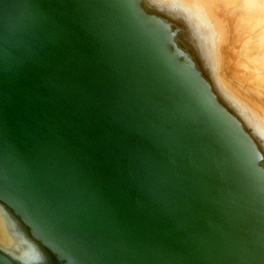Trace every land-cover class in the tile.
Masks as SVG:
<instances>
[{
	"label": "bare ground",
	"instance_id": "6f19581e",
	"mask_svg": "<svg viewBox=\"0 0 264 264\" xmlns=\"http://www.w3.org/2000/svg\"><path fill=\"white\" fill-rule=\"evenodd\" d=\"M235 4L0 0V139L5 134L12 143L7 133L17 134L19 151L33 164L31 172L24 158L0 164V264H242L228 248L212 262L203 256L226 227L228 238L236 233L230 213L243 228L255 218L262 225L258 232H242L243 255L250 254L248 264H264V105L219 75L223 32L247 34L254 26L253 41L241 50H249L242 67L254 73L249 84L264 97V11H240L249 22L237 25L235 18L225 26L226 6ZM243 6L255 8L252 0ZM45 40L54 48H45ZM61 47L64 58L58 61L53 49ZM250 50L260 54L249 57ZM45 65H66L64 76L72 84L67 93L77 101L90 97L97 109L77 108L64 89L58 95L67 107L37 98L45 93L27 77ZM108 102L115 111L107 117ZM121 113L133 116L130 126L117 124ZM105 122L113 131L104 130ZM70 205L91 214L83 217L90 230L63 221ZM176 205L195 211L161 217ZM180 221L186 228L178 233ZM201 228L202 238L196 236ZM95 233L106 236L95 240Z\"/></svg>",
	"mask_w": 264,
	"mask_h": 264
},
{
	"label": "water",
	"instance_id": "95a60500",
	"mask_svg": "<svg viewBox=\"0 0 264 264\" xmlns=\"http://www.w3.org/2000/svg\"><path fill=\"white\" fill-rule=\"evenodd\" d=\"M44 42H45L44 43V47L45 48L50 49V47L51 48L53 47L52 46V42H51V44L47 40H45ZM62 49H64V48L63 47L59 48V50H58L59 52L57 50H54L53 49V51H54L53 57H55V51H56L57 52L56 57H59V59H57L58 61L61 59V57L64 58V52H63L64 50H62ZM46 54L47 53H44L43 55H46ZM30 65L36 66V64H34L32 62H31ZM65 70H66V65H65V68L62 67L61 65H59V68L57 70H53V69L49 68L47 65H45L44 67H42L40 69V73L37 74L35 77H33V79L27 77L30 80L31 84L34 85V88L36 87V89L39 91V93H41V94L42 93H45V94H42V96L39 94V96L41 98L40 97H37L36 95L35 96L37 98L41 99L44 102L51 101L56 107L58 105H64L65 107H67L68 105H70V104H68L66 102H62L61 99H60V97H59L60 95H58V90L60 91V89H64L65 92L67 93L66 87L72 85L70 83V81H67L66 77L64 76L65 75ZM67 70H68V67H67ZM67 94L69 95V92ZM70 95L71 96H74V97L76 96L75 94H72V93H70ZM71 96H70V98H72ZM122 97L121 96H116L115 99L117 101H119V104H122L123 102L124 103H127V102L124 101V97H123V99H122ZM89 98L90 97L87 96V97H84V98H80L79 101H77L74 98H72V100H73L74 104L77 106V108H79V109H80V107H82L81 109H84V108H87V109H97V107H92L91 106V104L89 102ZM170 102H171L170 104L173 107L171 109V112L173 113V116L176 118V117H178L176 113H178L180 115L179 110H176V109H178V107H176L177 105H175V101L172 100ZM108 104H109L108 109L107 110H104V113H105L104 115L107 116V117L110 116V114L113 111H115V110L110 111L111 110V107L114 106V103H113L112 106L110 105L109 102H108ZM127 104H129V103H127ZM106 106L107 105H100L99 107L106 108ZM58 109L60 110V109H63V108H61V106H59ZM99 109H101V108H99ZM151 114H153L152 111H151ZM112 118L115 119V115L112 116ZM131 122H133V116H131V118H129V115H127V114L126 115L125 114H122V113L121 114H118L117 124H120L122 126L121 128H123L125 126L126 127L127 126H130L129 124ZM144 123H142V124H144ZM135 126L138 127V125H135ZM102 127L105 128L104 130H107L108 132L109 131H113L111 125L108 124L107 122L103 123L102 124ZM118 128H120V127H117L116 129H118ZM138 128H140V127H138ZM121 131H124V129L121 130ZM199 133H200L201 138H203L204 141H206L207 138H205L206 135L204 134V132L203 131L202 132L199 131ZM127 134H128V132H127ZM150 134H151V136H153V138L155 139V141L158 142L159 144L162 145L164 143V142H161L156 136H154V134H152V133H150ZM7 135H9V136L12 135V136L15 137V139L13 137L12 138V143H9L6 135L5 134L4 135H1V139H0V164H4L5 163V164L11 165L7 161L8 157L9 158L10 157H14L15 160H17L19 162H22V163L24 162L22 160L24 158L27 161V163H28L27 165L29 166V168H28L29 170L28 171L31 172L32 171L31 169H33L32 162L25 157V153L19 151L20 143L22 142V139L17 134H15V133H9L8 132ZM207 142L210 143L211 141L208 140ZM152 143L156 144L154 141H152ZM159 144H156V145L157 146H160ZM210 150H212L213 152H215L212 147H210ZM193 152H198V151H197V149H194L192 151L193 156H195L197 154L196 153H193ZM11 163L14 165V169H16V168L19 169L20 168V166L18 167L16 165V163H14V162H11ZM221 164H222L223 167H225L227 170H229L228 169V166L225 164V162H223V163L221 162ZM229 172H230V174H232V170H229ZM11 184H12L11 186L14 187V189L17 192L19 198L21 199L22 204L25 205L29 209V211H30L32 209V207H31L28 199L25 197V195L23 193L20 192L21 190L20 191L17 190L18 188H17V186L15 184H13V182ZM201 195L202 196L203 195L206 196L205 192H201ZM224 206H222V207L225 208L226 206L225 207ZM67 207H68L69 210H71L70 216L67 218V214L64 213V215H62V217H61L63 219V221H72L73 223H79L77 225L84 226V227L89 226V230H90V228L93 227V226H91L90 223L86 224L84 222V220H83V217L90 216L91 215L90 213H88V214L86 213V215L84 216L83 213L80 212V208H76L73 205H70V206H67ZM229 207L230 208H228V209L230 211H232L234 209V207L232 205L231 206L229 205ZM89 209H91V208L89 207ZM194 211H195V209L194 208H191L190 205H185L184 208H181L178 205H176L174 209H171V210L166 211L161 217L164 218L165 220H168L167 218H169L171 216H174V215L176 216V215H178L180 213H183V212H188V213H190V215H193ZM199 211L206 212L203 208L201 210H199ZM214 211L216 212V216H217L218 212L216 210H214ZM31 213H32L31 215L36 218L35 214L33 212H31ZM206 213H207L206 215H208V216H215L213 214H208V212H206ZM197 214H198V210H196V212H195V215H197ZM229 217H230V221L232 220L234 222L233 224L236 227L238 226V228L235 229L236 230V233H233V236L231 238H228L225 235V232H226L225 230L227 229V227H226V229L223 228V229H225L224 230L225 232L223 231V235H220L219 234V236L217 235L216 238H212L211 239L212 240V244H208L210 250L207 251L208 254H207V252H205L203 254V256H206L205 257L206 260H207L208 257L211 258V259H209V261L212 262V260L215 261V260H217V258H222L223 255H225L227 253V251L225 249L228 248L230 250V253H233L234 254L235 260L238 259L237 257H240L239 260L242 262V264H248V259H249L250 254L243 255V253H244L243 250H245V251H247V250H246V245L244 244V240H243L244 237H245V234H243L242 232L245 233L246 231H248V229L252 230L253 232L254 231H257L258 232L262 225L260 224L258 226L257 225V222L255 221L256 220V218H255V220L253 222H251L250 227L246 226V227L243 228L241 226V223H240L241 221L238 218L237 219H234L231 213H230V216ZM39 223H40V221H39ZM179 223H178L179 225H175V229H176V231L178 233L181 232V231H184L183 229L186 228L184 223H181V221ZM248 224H250V223H248ZM219 225H224L223 218H220ZM41 226L43 228L45 227L44 224H42V223H41ZM82 229H84V228H82ZM203 229L204 228L199 229V232H197L199 234H196L195 233L196 236H199L202 233ZM84 230H86V229H84ZM235 230H234V232H235ZM47 231L48 232H52L50 230H47ZM227 231L229 232V229H227ZM88 232H92V231H88ZM259 234H260V232H259ZM202 235L204 237L206 234H203L202 233ZM210 235L213 236L214 234H210ZM101 236H106V235H102V234H99V233H95L93 235V239H95V240L101 239ZM199 237L202 238L201 236H199ZM239 248H242V249H239ZM120 249H121V247H120ZM231 250H233V251H231ZM91 252H93V251L91 250ZM197 258H200V257L197 256ZM195 262L198 263V261L196 259H195Z\"/></svg>",
	"mask_w": 264,
	"mask_h": 264
},
{
	"label": "rangeland",
	"instance_id": "374dc122",
	"mask_svg": "<svg viewBox=\"0 0 264 264\" xmlns=\"http://www.w3.org/2000/svg\"><path fill=\"white\" fill-rule=\"evenodd\" d=\"M252 1L254 2V5H255L254 9L253 8L252 9L245 8L243 6V0H235L236 4H235L234 8L228 9V5H227L226 8H227L228 11L224 12V14H225L224 16L225 17L222 18V21L225 20V21H223L224 25L225 26L226 25H228V26L231 25L232 26L231 23H232V21H234L235 18H236L235 21H237V25H238V23L240 25L246 24V23L249 22V21H247V20H249L248 16H254L260 10L264 11V0H252ZM223 5L224 4L222 3V6ZM240 11H244L246 14H248V16L245 15V14L244 15H239ZM212 14L214 16H218L219 15V13H218V11H216V9L213 10ZM227 16H229V17H227ZM236 16H238L239 18L236 17ZM227 23H229V24H227ZM237 30H238V28H237ZM254 30H255V28H254V26H252V31H254ZM243 31L244 30H242V32L241 31H233L231 28L230 29L228 28V30L226 32H223V34H222V42H221L220 49H219V60H220V62H219V75L233 89H236L239 92H243L244 94L250 96L251 98L255 99L256 101H258L259 103L264 105V97L259 95V93H260L259 89L257 87H255V86H252L251 83L249 84V81H248V78L253 77L254 73H249L251 71H248L247 69H245V67H242V65H243L242 62L244 61V57H246L248 55V53H249L248 49H247V51L245 49V52L243 51L244 53L241 52V50H244L242 48H244L246 46V44H244V42L245 41L247 42L249 40L253 41V39H250L251 35H252V31H248L247 34H246V32L244 33ZM239 33H242L243 36L241 35L242 36L241 37L239 35ZM244 34H245L246 37L244 36ZM258 46H260V45H258ZM263 49H264V47H263ZM236 51H238V52L236 53ZM253 52H254L253 54L259 53V51L257 52V51H254V50H253ZM250 53L251 54L249 55V57L251 55H253L252 54V50H250ZM241 54H242V56H241ZM257 55L258 54L253 55L251 57H254V56H257ZM242 57H243V59H242ZM241 70H243V71H241ZM245 73H247L248 76ZM243 74H244V76H243ZM249 74H251V75H249Z\"/></svg>",
	"mask_w": 264,
	"mask_h": 264
}]
</instances>
